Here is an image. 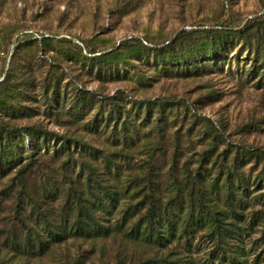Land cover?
<instances>
[{
	"label": "rangeland",
	"instance_id": "1",
	"mask_svg": "<svg viewBox=\"0 0 264 264\" xmlns=\"http://www.w3.org/2000/svg\"><path fill=\"white\" fill-rule=\"evenodd\" d=\"M221 26L248 30L240 37L253 44L264 34V0H0V264L159 257L122 234L23 250L21 219L34 227L36 215L59 222L67 212L72 221L67 194L94 199L103 190L120 194L135 220L145 197L170 216L216 217L218 199L244 258L233 244L211 252L203 225L190 252L177 247L185 256L177 264H217L224 253L264 264L263 73L253 76V51L239 34L214 60L197 54ZM182 33L184 50L175 41ZM215 182L218 194L202 197L198 184ZM230 193L237 217L227 212Z\"/></svg>",
	"mask_w": 264,
	"mask_h": 264
},
{
	"label": "trees",
	"instance_id": "2",
	"mask_svg": "<svg viewBox=\"0 0 264 264\" xmlns=\"http://www.w3.org/2000/svg\"><path fill=\"white\" fill-rule=\"evenodd\" d=\"M228 28L221 26L220 28H214V30H207L210 38H203L202 41H198V55L205 57L209 60H214L220 54L221 50L229 51L234 48L236 44L233 39L234 34L240 35L247 33L248 30H237V31H227ZM184 34L182 33L175 41L180 40L178 47L180 50L187 49L188 42L182 38ZM243 40L247 48L252 49V58L250 59L249 65L251 66V72L253 71V76H256L259 72L263 73L261 80L256 82V86L264 87V34L258 33L255 37L254 48L253 44L249 39V35L245 34L240 37ZM236 42V41H235ZM208 43V50L205 48V44ZM174 44V41H173ZM190 49H193L191 47ZM185 53H182L181 57H184ZM234 54V53H233ZM231 54L230 56L232 57ZM195 58H199L196 56ZM13 165L11 168H14ZM21 169H24L21 168ZM20 169V170H21ZM86 185V183H85ZM220 183H212L211 187L208 188L205 183H200L198 186H202L201 195L207 199L210 191L216 192L218 194ZM90 188V185L87 186ZM112 194H115L113 192ZM117 195H111L106 190L100 193H94V199H90V196H85L83 194V199L77 197L76 199H70L69 193L67 194L65 204L66 208H72L76 210L75 218L71 221L67 218V212H64L62 220L57 222L54 219L51 221H46V214L36 215L37 224L36 226H28L25 224L24 219L22 224V230L25 233L22 239L23 250H28L34 256L37 254H43L50 245H57L65 242L71 236L79 239L89 240L96 238H106L114 234H122L125 239L134 242H142L147 247L151 248L155 252V255L159 254V257L147 258L143 264H148L151 260H155L160 264H177L181 261L183 256L177 247H181L183 251L190 252L193 246L192 241L197 233L198 229L202 226L208 225V233L212 235V240L215 241V247L211 252H217V248L222 249L224 246L235 245L238 247L234 250L235 255L239 258H244L243 247L239 246L238 238L233 231L229 228L232 224L231 222H225L221 220L223 216L226 217V212L218 209L219 200H212L213 207L215 209L216 217L208 212L209 209L202 210L200 214H184L183 212L174 213L170 216L161 210L160 204L154 201L153 197H145V201H141L139 207H136L137 211H144L135 220V211H131L129 207L125 210L120 208V198ZM159 201V198L156 199ZM228 204L227 212H230L231 216L237 217L238 212L235 211V207L238 203L235 202L234 195H230L225 199ZM17 213L22 216V205L18 204ZM40 209V206L38 210ZM211 209V208H210ZM120 210V211H119ZM117 211L120 212V219L114 221L113 215ZM99 214V215H98ZM184 214V217L182 216ZM205 214V215H204ZM98 215V216H97ZM108 216V217H106ZM214 216V217H213ZM100 219L103 221L100 222ZM235 234V235H234ZM235 242V243H234ZM24 243V245H23ZM20 244V243H19ZM167 250V251H165ZM232 249H230L231 251ZM164 251L167 252L164 255ZM188 255V254H187ZM224 257L216 258L218 260L217 264H245L242 262L244 259H229L225 258L226 253L222 254Z\"/></svg>",
	"mask_w": 264,
	"mask_h": 264
}]
</instances>
